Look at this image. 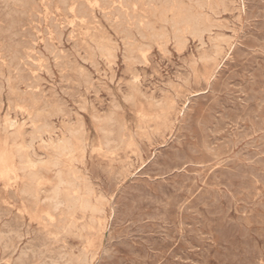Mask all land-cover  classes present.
Returning a JSON list of instances; mask_svg holds the SVG:
<instances>
[{
    "label": "rangeland",
    "instance_id": "1",
    "mask_svg": "<svg viewBox=\"0 0 264 264\" xmlns=\"http://www.w3.org/2000/svg\"><path fill=\"white\" fill-rule=\"evenodd\" d=\"M18 1L0 0V264H264V0Z\"/></svg>",
    "mask_w": 264,
    "mask_h": 264
},
{
    "label": "bare ground",
    "instance_id": "2",
    "mask_svg": "<svg viewBox=\"0 0 264 264\" xmlns=\"http://www.w3.org/2000/svg\"><path fill=\"white\" fill-rule=\"evenodd\" d=\"M9 1H10V0H9ZM38 1H39V0H38ZM38 1H37V2H38ZM49 1H50V0H49ZM62 1H63V0H62ZM77 1H78V0H77ZM106 1H107V0H106ZM108 1H109V0H108ZM115 1H116V0H115ZM136 1H137V0H136ZM136 1H134V2H136ZM145 1H146V0H145ZM163 1H164V0H163ZM167 1H169V0H167ZM172 1H173V0H172ZM222 1H223V0H222ZM234 1H235V0H234ZM243 1H244V0H243ZM245 1H246V0H245ZM1 2H2V1H1ZM17 2H19V1L17 0ZM30 2L33 3L34 1L30 0ZM78 2H79V1H78ZM81 2H82V1H81ZM81 2H80V3H81ZM84 2H85V1H84ZM110 2H111V1H110ZM112 2H113V0H112ZM112 2H111V3H112ZM117 2H118V0H117ZM119 2L121 3V1H119ZM138 2H139V1H138ZM138 2H137V3H138ZM153 2H154V1H153ZM182 2H184V0H183ZM212 2H213V1H212ZM247 2H248V1H247ZM45 3H46V2H45ZM55 3H56V2H55ZM67 3H68V2H67ZM113 3H115V2H113ZM126 3H127V2H126ZM137 3H135V4H137ZM170 3H171V2H170ZM201 3H202V2H201ZM205 3H206V2H205ZM215 3H216V2H215ZM231 3H232V2H231ZM7 4H8V3H7ZM20 4H21V3H20ZM26 4H27V3H26ZM37 4H38V3H37ZM62 4H63V3H62ZM70 4H71V3H70ZM82 4H83V2H82ZM115 4H116V3H115ZM115 4H114V5H115ZM145 4H147V1H146ZM155 4H156V2H155ZM161 4H162V3H161ZM198 4H199V3H198ZM198 4H197V5H198ZM207 4H208V1H207ZM222 4H223V2H222ZM222 4H221V5H222ZM236 4H237V3H236ZM23 5L25 6V4H23ZM56 5H57V4H56ZM59 5H60V3H59ZM63 5H65V4H63ZM125 5H127V4H125ZM129 5H130V4H129ZM129 5H127V6H129ZM170 5H171V4H170ZM172 5H174L173 2H172ZM177 5H178V4H177ZM180 5H181V4H180ZM214 5H215V4H214ZM229 5H230V4H229ZM8 6H9V5H8ZM33 6H34V5H33ZM42 6H43V5H42ZM46 6H48V5H46ZM52 6H53V5H52ZM52 6H51V8H52ZM75 6H77V5H75ZM88 6H91V5H88ZM88 6H87V7H88ZM93 6H94V5H93ZM102 6L104 7V5H102ZM111 6H112V5H111ZM136 6H137V5H136ZM158 6H159V5H158ZM166 6H168V5H166ZM178 6H179V5H178ZM189 6H190V5H189ZM202 6H203V5H202ZM215 6H216V5H215ZM223 6H224V5H223ZM233 6H234V5H233ZM233 6H231V7H233ZM0 7H1V6H0ZM3 7H4V6H2L1 8L3 9ZM16 7H17V6H16ZM38 7H39V6H37V8H38ZM58 7H59V6H58ZM61 7H62V6H61ZM61 7H59V8H61ZM77 7H78V6H77ZM81 7L83 8L84 6H81ZM103 7H102V8H103ZM129 7H130V6H129ZM134 7H135V6H134ZM147 7H148V6H147ZM151 7H152V6H151ZM151 7H149V8H151ZM162 7H163V6H162ZM169 7H170V6H169ZM183 7H184V6H183ZM183 7H182V8H183ZM199 7H200V6H199ZM207 7H208V6H207ZM213 7H214V6H213ZM228 7H229V6H228ZM243 7H244V6H243ZM20 8H21V6H20ZM29 8H30V7H29ZM34 8H35V6H34ZM44 8H45V7H44ZM56 8H57V7H56ZM70 8H71V7H70ZM84 8H86V7H84ZM89 8H90V7H89ZM99 8H100V7H99ZM111 8H112V7H111ZM120 8H121V7H120ZM126 8H128V7H126ZM130 8H131V7H130ZM145 8H146V7H145ZM164 8H165V7H164ZM180 8H181V6H180ZM185 8H186V7H185ZM188 8H189V7H188ZM210 8H211V7H210ZM218 8H219V6H218ZM66 9H67V8H65V10H66ZM113 9H114V8H113ZM113 9H111V10H113ZM170 9H171V8H170ZM172 9H173V8H172ZM190 9H191V8H190ZM208 9H209V8H208ZM223 9H224V8H222V10H223ZM233 9H234V8H231V10H233ZM13 10H14V9H13ZM16 10H17V9H16ZM22 10H23V9H22ZM26 10H27V8H26ZM32 10H33V9H32ZM37 10H38V9H37ZM39 10H41V9H39ZM39 10H38V11H39ZM45 10H46V9H45ZM53 10H54V8H53ZM57 10H58V9H57ZM63 10H64V9H63ZM65 10H64V11H65ZM77 10H78V8H77ZM84 10H85V9H84ZM105 10H107V9H105ZM148 10H149V9H148ZM245 10H246V9H245ZM7 11H8V10H7ZM11 11H12V10H11ZM19 11H20V10H19ZM122 11H123V10H122ZM126 11H127V10H126ZM131 11H132V10H131ZM150 11H151V10H150ZM156 11H157V10H156ZM184 11H185V10H184ZM5 12H6V11H5ZM16 12H17V11H16ZM29 12H30V11H29ZM60 12H61V11H60ZM83 12H84V11H83ZM92 12H93V11H92ZM123 12H124V11H123ZM134 12H135V11H134ZM162 12H163V11H162ZM191 12H192V11H191ZM212 12H213V11H212ZM217 12H218V11H217ZM219 12H220V11H219ZM226 12H227V10H226ZM233 12H234V11H233ZM14 13H15V10H14ZM17 13H18V12H17ZM19 13H20V12H19ZM33 13H34V12H33ZM33 13H32V14H33ZM35 13H36V10H35ZM41 13H42V12H41ZM84 13H85V12H84ZM93 13H94V12H93ZM98 13H99V12H98ZM101 13H103V12L101 11ZM137 13H139V12L137 11ZM200 13H201V12H199V15H198V16H200ZM223 13H225V12H223ZM6 14H7V12H6ZM22 14H23V13H22ZM26 14H27V13H25L24 15H26ZM32 14H30V15H32ZM42 14H43V13H42ZM51 14H52V13H51ZM57 14H58V13H57ZM62 14H65V13H62ZM76 14H77V13H76ZM78 14H80V13H78ZM124 14H125V13H124ZM124 14H122V15H124ZM207 14H208V13H207ZM0 15H1V14H0ZM16 15H17V14H16ZM44 15H45V14H44ZM93 15H94V14H93ZM93 15H92V16H93ZM95 15H96V14H95ZM129 15H131V14H129ZM137 15H138V14H137ZM176 15H177V14H176ZM19 16H20V15H19ZM34 16H35V15H34ZM52 16H53V15H52ZM54 16H55V15H54ZM63 16H64V15H63ZM77 16H78V15H77ZM96 16H97V15H96ZM106 16H108V15H106ZM115 16H116V15H115ZM126 16H127V15H126ZM135 16H136V15H135ZM140 16H141V14H140ZM190 16H191V15H190ZM206 16H207V15H206ZM8 17H9V16H8ZM8 17H6V19H7ZM10 17H11V16H10ZM13 17H14V16H13ZM13 17H12V19H14L16 16H15L14 18H13ZM20 17H22V16H20ZM26 17H27V16H26ZM40 17H41V15H40ZM57 17H58V16H57ZM83 17H84V16H83ZM86 17H87V16H86ZM117 17H118V16H117ZM138 17H139V16H138ZM141 17H142V16H141ZM153 17H154V15H153ZM187 17H188V16H187ZM0 18H1V16H0ZM4 18H5V17H4ZM33 18H34V17H33ZM35 18H37V17L35 16ZM38 18H39V17H38ZM63 18H64V17H63ZM63 18H62V19H63ZM76 18H78V17H76ZM95 18H96V17H95ZM105 18H106V17H105ZM134 18H135V17H134ZM191 18H192V17H191ZM193 18H194V17H193ZM211 18H212V16H211ZM238 18H239V16H238ZM15 19H16V18H15ZM19 19H20V18H19ZM30 19H32V18H30ZM41 19H42V18H41ZM43 19H45V18H43ZM53 19H54V17H53ZM53 19H52V18L50 19V17H49V20H50V21L53 20ZM60 19H61V18H60ZM79 19H80V18H79ZM81 19H82V17H81ZM86 19H87V18H86ZM97 19H98V18H97ZM106 19H107V18H106ZM123 19H124V17H123ZM164 19H165V18H164ZM201 19H202V18H201ZM212 19H213V18H212ZM7 20H8V19H7ZM21 20H22V18H21ZM37 20H38V19H37ZM64 20H65V19H64ZM68 20H69V19H68ZM90 20H91V18H90ZM144 20H145V19H144ZM170 20H171V19H170ZM181 20H182V19H181ZM214 20H215V19H214ZM8 21H9V20H8ZM13 21H14V20H13ZM16 21H17V20H16ZM35 21H36V20H35ZM62 21H63V20H62ZM80 21H81V20H80ZM91 21H92V20H91ZM121 21H122V20H121ZM145 21H146V20H145ZM145 21H144V22H145ZM202 21H203V20H202ZM202 21H201V22H202ZM212 21H213V20H212ZM10 22H11V21H10ZM14 22H15V21H14ZM29 22H31V21H29ZM42 22H43V21L41 20L40 23H42ZM55 22H57V21L55 20ZM63 22H64V21H63ZM66 22H67V21H66ZM69 22H70V21H69ZM69 22H68V24H69ZM74 22H75V21H74ZM112 22H113V20H112ZM123 22H124V21H123ZM139 22H140V21H139ZM171 22H172V21H171ZM193 22H194V21H193ZM207 22H208V21H207ZM231 22H232V21H231ZM26 23H27V22H26ZM37 23H38V22H37ZM44 23H46V22H44ZM60 23H61V22H60ZM95 23H96V22H95ZM133 23H134V22H133ZM145 23H146V22H145ZM148 23H149V22H148ZM211 23H212V22H211ZM239 23H240V22H239ZM5 24H7V23H5ZM12 24H13V23H12ZM17 24H18V23H17ZM20 24H21V23H20ZM20 24H18V25L21 27ZM27 24H28V23H27ZM42 24H43V23H42ZM53 24H54V23H53ZM53 24H52V25H53ZM97 24H98V23H97ZM143 24H144V23H143ZM174 24H175V23H174ZM197 24H198V23H197ZM209 24H210V23H209ZM8 25H10V24H8ZM8 25H7V26H8ZM15 25H16V24H15ZM61 25H62V24H61ZM117 25H118V24H117ZM210 25H211V24H210ZM220 25H221V23H220ZM245 25H246V24H245ZM2 26H3V25H2ZM37 26H38V25H37ZM45 26H46V25H45ZM54 26H55V24H54ZM206 26H207V25H206ZM212 26H213V25H212ZM236 26H238V25H236ZM28 27H29V26H28ZM46 27H47V26H46ZM55 27H56V26H55ZM119 27H120V26H119ZM8 28H9V27H8ZM10 28H11V27H10ZM15 28H16V27H15ZM29 28H30V27H29ZM36 28H37V27H36ZM43 28H44V25H43ZM63 28H64V26H63ZM123 28H124V26H123ZM148 28H149V27H148ZM196 28H197V27H196ZM211 28H212V27H211ZM51 29H52V28H51ZM53 29H55V28H53ZM56 29H57V28H56ZM61 29H62V27H61ZM75 29H76V28H75ZM197 29H198V28H197ZM229 29H230V28H229ZM7 30H8V29H7ZM7 30H6V31H7ZM9 30H10V29H9ZM27 30H29V29H27ZM37 30H38V28H37ZM41 30H42V29H41ZM41 30H40V31H41ZM71 30H72V29H71ZM113 30H115V29H113ZM129 30H130V29H129ZM235 30H236V29H235ZM244 30H245V29H244ZM2 31H3V30H2ZM14 31H15V30H14ZM20 31H21V30H20ZM23 31H24V30H23ZM32 31H33V30H32ZM32 31H30V33H32ZM60 31H61V30L59 29V32H60ZM135 31H136V30H135ZM203 31H204V30H203ZM233 31H234V30H233ZM4 32H5V31H4ZM8 32H9V31H8ZM21 32H22V31H21ZM25 32H26V30H25ZM57 32H58V31H57ZM57 32H56V33H57ZM75 32H78V31L76 30ZM6 33H7V32H6ZM6 33H5V34H6ZM11 33H12V32H11ZM39 33H40V32H39ZM54 33H55V32H54ZM129 33H130V32H129ZM15 34H16V33H15ZM25 34H26V33H25ZM50 34H51V33H50ZM59 34L63 35L64 32L59 33ZM93 34H94V32H93ZM2 35H3V32H2ZM6 35H7V34H6ZM11 35H12V34H11ZM11 35H9V36H11ZM27 35H28V34H27ZM29 35H30V34H29ZM33 35H34V34H33ZM68 35H69V34H68ZM78 35H79V34H78ZM99 35H100V34H99ZM165 35H166V34H165ZM242 35H243V34H242ZM12 36H13V35H12ZM17 36H18V35H17ZM20 36H22V35L20 34ZM23 36H24V35H23ZM47 36H48V35H47ZM59 36H60V35H59ZM79 36H80V35H79ZM102 36H103V35H102ZM126 36H127V35H126ZM14 37H15V36H14ZM34 37H35V35H34ZM123 37H125V36H123ZM140 37H141V36H140ZM15 38H16V37H15ZM15 38H14V39H15ZM23 38H24V37H23ZM40 38H41V37H40ZM58 38H59V37H58ZM60 38H61V36H60ZM68 38H69V37H68ZM219 38H220V37H219ZM223 38H224V37H223ZM232 38H233V37H232ZM9 39H11V38L9 37ZM20 39H21V38H20ZM29 39H30V38H29ZM34 39H36V38H34ZM61 39H62V38H61ZM133 39H134V38H133ZM167 39H168V38H167ZM221 39H222V38H221ZM225 39H226V38H225ZM1 40H2V39H1ZM5 40H6V39H5ZM12 40H13V39H12ZM30 40H33V39H30ZM41 40H42V39H41ZM45 40H46V37H45L44 41H45ZM66 40H67V39H66ZM77 40H79V39H77ZM77 40L75 41V43L77 42ZM9 41H10V40H9ZM19 41H21V40H19ZM60 41H61V40H60ZM129 41H130V39H129ZM228 41H230V40H228ZM4 42H5V41H4ZM4 42H3V43H4ZM6 42H7V41H6ZM17 42H18V41H17ZM21 42H22V41H21ZM30 42H31V41H30ZM50 42H51V41H50ZM66 42H67V41H66ZM236 42H237V41H236ZM8 43H9L8 45L11 44L10 42H8ZM34 43H35V41H34ZM57 43H58V42H57ZM79 43H81V41H79ZM162 43H164V42H162ZM6 44H7V43H6ZM16 44H17V43H16ZM19 44H20V43H19ZM22 44H23V43H22ZM28 44H29V43H28ZM77 44H78V43H77ZM84 44H85V43H84ZM86 44H87V43H86ZM173 44H174V43H173ZM227 44H228V43H227ZM240 44H241V43H240ZM12 45L15 46L14 44H12ZM35 45H36V44H34V47H35ZM233 45H234V44H233ZM24 46H25V45H24ZM30 46H31V45H30ZM48 46H49V45H48ZM53 46H54V45H53ZM81 46H82V45H81ZM122 46H123V45H122ZM128 46H129V45H128ZM172 46H173V45H172ZM216 46H217V45H216ZM256 46H258V45H256ZM17 47H18V46H17ZM19 47H20V46H19ZM28 47H29V45L27 46V48H28ZM44 47H45V46H44ZM44 47H43V48H44ZM76 47L79 48L80 46L77 45ZM87 47H88V46H87ZM179 47H181V46H179ZM11 48H12V47H11ZM32 48H33V47H32ZM82 48H83V47H82ZM90 48H91V47H90ZM176 48H177V46H176ZM5 49H6V47H5ZM18 49H19V48H18ZM22 49H23V48H22ZM24 49H25V48H24ZM29 49H30V48H29ZM45 49H46V48H45ZM61 49H62V48H61ZM174 49H175V48H174ZM233 49H234V48H233ZM0 50H1V49H0ZM2 50H3V49H2ZM13 50H14V49H13ZM27 50H28V49H27ZM32 50H33V49H32ZM58 50H59V49H58ZM58 50H57V51H58ZM63 50H65V49H63ZM178 50H179V49H178ZM7 51H8V50H7ZM24 51H25V50H24ZM29 51H30V50H29ZM46 51H47V50H46ZM53 51L55 52L54 49H53ZM179 51H180V50H179ZM17 52H18V50H17ZM19 52H20V51H19ZM27 52H28V51H27ZM51 52H52V51H51ZM76 52H77V51H76ZM84 52H85V51H84ZM84 52H83V53H84ZM140 52H141V51H140ZM164 52H165V51H164ZM20 53H21V52H20ZM28 53H29V52H28ZM41 53H42V52H41ZM67 53H68V52H67ZM107 53L110 54L111 52H110V53L107 52ZM0 54H1V53H0ZM12 54H13V53H12ZM29 54H30V53H29ZM62 54H63V53H62ZM65 54H66V53H65ZM65 54H64V56H65ZM99 54H100V53H99ZM105 54H106V53H105ZM126 54H127V53H126ZM139 54H140V53H139ZM164 54H165V53H164ZM214 54H215V53H214ZM16 55H18V54H16ZM30 55H31V54H30ZM36 55H37V54H36ZM40 55H41V54H40ZM42 55H43V53H42ZM44 55H45V54H44ZM48 55H49V54H48ZM112 55H113V54H112ZM131 55H133V54H131ZM3 56H4V55H3ZM10 56H11V55H10ZM33 56H34V53H33ZM38 56H39V55H38ZM54 56H56V55H54ZM57 56H58V54H57ZM62 56H63V55H62ZM71 56H72V55H71ZM81 56H82V55H81ZM81 56H80V57H81ZM110 56H111V55H109V57H110ZM121 56H122V55H121ZM1 57H2V55H1ZM5 57H6V56H5ZM44 57H46V56H44ZM59 57L61 58V56H59ZM59 57H57V58H59ZM66 57H67V55H66ZM78 57H79V56H78ZM80 57H79V58H80ZM141 57H142V55H141ZM11 58H12V57H11ZM28 58H30V57H28ZM32 58H33V57H32ZM32 58H31V59H32ZM47 58H48V57H47ZM69 58H70V57H69ZM81 58H82V57H81ZM81 58H80V59H81ZM85 58H86V56H85ZM91 58H93V57H91ZM104 58H105V57H104ZM183 58H184V57H183ZM5 59H6V58H5ZM5 59H4V60H5ZM9 59H10V58H9ZM20 59H21V58H20ZM31 59H30V60H31ZM43 59H44V58H43ZM51 59H52V58H51ZM126 59H127V58H126ZM126 59H125V60H126ZM134 59H136V58H134ZM134 59H133V60H134ZM143 59H144V57H143ZM207 59H208V57H207ZM13 60H14V59H13ZM16 60H17V59H16ZM30 60H28V61H30ZM34 60H35V59H34ZM34 60H33V61H34ZM36 60H37V59H36ZM66 60H67V59H66ZM84 60H85V59H84ZM95 60H96V59H95ZM106 60H107V59H106ZM158 60H159V59H158ZM229 60H230V59H229ZM59 61H60V60H59ZM59 61H58V62H59ZM89 61H90V60H89ZM91 61H92V59H91ZM91 61H90V62H91ZM96 61H97V60H96ZM96 61H95V62H96ZM195 61H196V60H195ZM226 61H227V60H226ZM237 61H238V60H237ZM259 61H260V60H259ZM6 62H7V61H6ZM8 62H10V61H8ZM14 62H15V61H14ZM14 62H13V63H14ZM23 62H24V61H23ZM23 62H22V63H23ZM34 62H35V61H34ZM37 62H38V61H37ZM40 62H41V61H40ZM45 62H46V61H45ZM47 62H48V61H47ZM61 62H62V61H61ZM67 62H69V61H67ZM84 62H85V61H84ZM93 62H94V61H93ZM93 62H91V65L93 64ZM97 62H98V61H97ZM223 62H224V61H223ZM234 62H235V61H234ZM1 63H2V61H1ZM22 63H21V64H22ZM31 63H32V62H31ZM43 63H44V62H42V64H43ZM55 63H56V62H55ZM98 63H99V62H98ZM123 63H124V61H123ZM125 63H126V62H125ZM184 63H185V62H184ZM197 63H198V62H197ZM263 63H264V62H263ZM14 64H15V63H14ZM34 64H35V63H34ZM34 64H33V65H34ZM58 64L60 65L61 63L59 62ZM67 64H68V63H67ZM72 64H73V62H72ZM139 64H140V63H139ZM194 64L196 65L195 62H194ZM246 64H247V63H246ZM3 65H4V64H3ZM17 65H19V64H17ZM35 65H36V64H35ZM44 65H45V64H43V66H44ZM70 65H71V63H70ZM73 65L75 66V64H73ZM97 65H98V64H97ZM133 65H134V64H133ZM8 66L10 67L11 65H9V63H8ZM27 66H28V65H27ZM31 66H32V65H31ZM37 66H38V64H37ZM45 66H46V65H45ZM60 66H61V65H60ZM223 66H224V65H223ZM227 66H228V65H227ZM231 66H232V65H231ZM239 66H240V65H239ZM247 66H248V65H247ZM28 67H29V66H28ZM28 67H27V68H28ZM33 67H34V66H33ZM38 67H39V66H38ZM48 67H49V66H48ZM56 67H57V66H56ZM62 67H63V64H62ZM67 67H68V66H67ZM95 67H96V66H95ZM97 67H98V66H97ZM181 67H182V66H181ZM189 67H190V66H189ZM195 67H196V66H195ZM232 67H234V66H232ZM232 67H231V68H232ZM0 68H1V67H0ZM20 68H21V67H18L19 70H20ZM63 68H64V67H63ZM75 68H76V67H75ZM84 68H85V67H84ZM84 68H83V69H84ZM124 68H125V66H124ZM126 68H127V67H126ZM130 68H131V67H130ZM18 69H17V70H18ZM34 69H36V68H34ZM41 69H42V68H41ZM45 69H46V68H45ZM50 69H51V68H50ZM52 69H53V68H52ZM54 69H55V68H54ZM59 69H60V68H59ZM61 69H62V68H61ZM68 69H69V68H68ZM71 69H72V68H71ZM71 69H70V70H71ZM83 69H82V70H83ZM88 69H89V68H88ZM91 69H92V67H91ZM93 69H94V68H93ZM133 69H134V68H133ZM133 69H132V71H133ZM177 69H178V68H177ZM222 69H223V68H222ZM233 69H234V68H233ZM7 70H8V68H7ZM48 70H49V69H48ZM129 70H130V69H128V71H129ZM137 70H138V69H137ZM20 71H21V70H20ZM25 71H26V70H25ZM37 71H38V69H37ZM76 71H77V70H76ZM80 71H81V70H80ZM85 71H86V70H85ZM99 71L102 72L101 69H100ZM121 71H122V70H121ZM128 71H127V72H128ZM130 71H131V70H130ZM132 71H131V73H132ZM180 71H181V70H180ZM236 71H237V70H236ZM261 71H262V70H261ZM40 72H41V71H40ZM46 72H47V70H46ZM82 72H83V71H82ZM90 72H91V71H90ZM96 72H97V71H96ZM138 72H139V71H138ZM138 72H137V73H138ZM256 72H257V71H256ZM8 73H9V72H8ZM10 73H11V71H10ZM10 73H9V74H10ZM12 73H13V72H12ZM58 73L60 74V71H59ZM88 73H89V72H88ZM220 73H221V72H220ZM220 73H219V74H220ZM9 74H8V75H9ZM21 74H22V71H21ZM21 74H19V75H21ZM23 74H24V73H23ZM27 74H28V73H27ZM27 74H26V75H27ZM47 74H48V73H47ZM49 74H50V73H49ZM62 74H65V73H62ZM66 74H67V72H66ZM66 74H65V75H66ZM68 74H69V73H68ZM86 74H87V72H86ZM90 74H91V73H90ZM133 74H134V73H133ZM142 74H143V72H142ZM187 74H188V73H187ZM219 74H218V75H219ZM224 74H225V73H224ZM250 74H251V73H250ZM260 74H261V73H260ZM17 75H18V74H17ZM51 75H52V74H51ZM74 75H75V74H74ZM74 75H73V78H74ZM88 75H89V74H88ZM105 75H106V74H105ZM216 75H217V74H216ZM226 75H227V74H226ZM240 75H241V74H240ZM244 75H245V74H244ZM21 76H22V75H21ZM39 76H40V75H39ZM52 76H53V75H52ZM52 76H51V77H52ZM70 76H71V75H70ZM142 76H143V75H142ZM223 76H224V75H223ZM1 77H2V76H1ZM17 77H18V76H17ZM22 77H23V76H22ZM25 77H26V76H25ZM31 77H32V75H31ZM37 77H38V76H37ZM61 77H62V76H61ZM86 77H88V76L85 75V78H86ZM132 77H133V75H132ZM138 77H139V76H138ZM140 77H141V76H140ZM246 77H248V76H246ZM3 78H4V77H3ZM18 78H19V77H18ZM32 78H33V77H32ZM76 78H77V76H76ZM130 78H131V77H130ZM133 78H134V77H133ZM251 78H252V77H251ZM256 78H259L258 75H257ZM19 79H21V77H20ZM39 79H40V78H39ZM42 79H43V78H42ZM42 79H41L40 81H42ZM60 79H61V78H60ZM62 79H63V78H62ZM70 79H71V78H70ZM87 79H88V78H87ZM87 79H86V80L84 79V80H85V81H88ZM97 79H98V78H97ZM135 79H136V78H135ZM160 79L162 80L161 77H160ZM216 79H217V78H216ZM225 79H226V78H225ZM241 79H242V78H241ZM243 79H244V78H243ZM260 79H261V78H260ZM5 80H8V79H5ZM10 80H11V79H10ZM30 80H32V79H30ZM33 80H34V79H33ZM35 80H36V79H35ZM43 80H45V79H43ZM91 80H93V78H92ZM98 80H99V79H98ZM136 80H137V79H136ZM223 80H224V79H223ZM255 80H256V79H255ZM21 81H22V79H21ZM79 81H80V80H79ZM93 81H94V80H93ZM210 81H211V80H210ZM221 81H222V80H221ZM14 82H15V81H14ZM19 82H20V81H19ZM23 82H24V81H23ZM23 82H22V83H23ZM32 82H33V81H32ZM62 82H63V81H62ZM91 82H92V81H91ZM140 82H141V81H140ZM213 82H215V81L213 80ZM238 82H239V81H238ZM240 82H241V81H240ZM26 83H28V82H26ZM29 83H30V82H29ZM34 83H35V82H34ZM40 83H41V82H40ZM65 83H66V82H65ZM80 83H81V82H80ZM84 83H85V82H84ZM183 83H188V81H187V82H183ZM217 83H218V82H217ZM220 83H221V82H220ZM241 83H243V82H241ZM16 84H17V83H16ZM32 84H33V83H32ZM32 84H31V86L29 85L30 88H32ZM52 84H53V83H52ZM162 84H163V83H162ZM168 84H170V83H168ZM193 84H194V83H193ZM204 84H205V83H204ZM230 84H231V83H230ZM234 84H235V83H234ZM247 84H248V83H247ZM13 85H15V84L13 83ZM13 85H12V86H13ZM24 85H25V84H24ZM35 85H36V83H35ZM35 85H34V86H35ZM60 85H61V84H60ZM163 85H164V84H163ZM184 85H185V84H184ZM188 85H189V84H188ZM221 85H222V84H221ZM249 85H250V84H249ZM259 85H260V84H259ZM12 86H11V87H12ZM15 86H16V85H15ZM17 86H18V85H17ZM26 86H28V85H26ZM34 86H33V87H34ZM86 86H88V85H86ZM167 86H169V85H167ZM210 86H211V85H210ZM233 86H234V85H233ZM237 86H238V85H237ZM241 86H242V85H241ZM244 86H245V85H244ZM247 86H248V85H247ZM29 87H28V88H29ZM42 87H43V86H42ZM42 87H41V88H42ZM69 87H70V86H69ZM80 87H82V86H80ZM98 87H99V86H98ZM98 87H97V88H98ZM220 87H221V86H220ZM230 87H231V85H230ZM234 87H235V86H234ZM256 87H257V86H256ZM34 88L36 89V87H34ZM38 88H39V87H38ZM70 88H71V87H70ZM84 88H85V85H84ZM95 88H96V86L94 87V89H95ZM202 88H203V87H202ZM9 89H10V84H9ZM16 89H18V88L16 87ZM32 89H33V88H32ZM75 89H76V88H75ZM90 89H91V88H90ZM218 89H219V87H218ZM237 89H238V88H237ZM3 90H4V89H3ZM11 90H12V89H11ZM11 90H10V91H11ZM30 90H31V89H30ZM40 90H41V89H40ZM42 90H43V89H42ZM60 90H61V89H60ZM62 90H63V89H62ZM76 90H77V89H76ZM78 90H79V89H78ZM204 90H205V89H204ZM204 90H203V91H204ZM235 90H236V89H235ZM235 90H234V91H235ZM247 90H248V89H247ZM0 91H2V90L0 89ZM16 91H17V90H16ZM21 91H22V90H21ZM21 91H20V92H21ZM34 91H35V90H34ZM37 91H38V89H37ZM93 91H95V90H93ZM99 91H100V90H99ZM244 91H245V90H244ZM258 91H259V90H258ZM60 92H61V91H60ZM77 92H78V91H77ZM87 92H88V91H87ZM8 93H9V92H8ZM35 93H36V91H35ZM78 93H79V92H78ZM80 93H81V92H80ZM233 93H234V92H233ZM238 93H239V92H238ZM238 93H237V94H238ZM5 94H6V93H5ZM11 94H12V93H11ZM41 94H42V91H41ZM64 94H65V92H64ZM67 94H68V92H67ZM70 94H72V93H70ZM81 94H82V93H81ZM132 94H133V93H132ZM204 94H205V93H204ZM219 94H220V93H219ZM234 94H236V93H234ZM16 95H18V94H16ZM35 95H36V94H35ZM73 95H74V94H73ZM76 95H77V94H76ZM191 95H192V94H191ZM209 95H210V94H209ZM28 96H29V94H28ZM38 96H39V93H38ZM43 96H44V95H43ZM74 96H75V95H74ZM74 96H73V97H74ZM80 96H83V95H80ZM181 96H182V94H181ZM241 96H242V95H241ZM258 96H259V95H258ZM7 97H8V96H7ZM12 97H14V96H12ZM41 97H42V96H41ZM47 97H48V96H47ZM176 97H177V96H176ZM186 97H187V96H186ZM243 97H244V96H243ZM20 98H21V97H20ZM37 98H39V97H37ZM62 98H63V97H62ZM71 98H72V97H71ZM130 98H131V97H130ZM192 98H193V97H192ZM236 98H237V97H236ZM1 99H2V98H1ZM1 99H0V100H1ZM6 99H7V98H6ZM12 99H13V98H12ZM28 99H29V98H28ZM39 99H40V98H39ZM93 99H94V98H93ZM200 99H201V98H200ZM208 99H209V98H208ZM212 99H213V98H212ZM30 100H31V99H30ZM40 100H42V99H40ZM48 100H49V99H48ZM58 100H59V99H58ZM62 100H63V99H62ZM65 100H66V99H65ZM190 100H191V99H190ZM210 100H211V98H210ZM221 100H223V99H221ZM229 100H230V99H229ZM237 100H238V99H237ZM243 100H244V99H243ZM8 101H10V99H9ZM44 101H45V100H44ZM167 101H169V100H167ZM185 101H186V100H185ZM188 101H189V100H188ZM230 101H231V100H230ZM2 102H3V101H2ZM24 102H25V101H24ZM65 102H66V101H65ZM127 102H128V101H127ZM181 102H182V101H181ZM209 102H210V101H209ZM209 102H208V103H209ZM212 102H213V101H212ZM222 102H224V101H222ZM232 102H233V100H232ZM239 102H240V101H239ZM10 103H13V102L11 101ZM185 103H186V102H185ZM219 103H220V102H219ZM19 104H20V103H19ZM65 104H67V103H65ZM229 104H230V103H229ZM243 104H244V103H243ZM98 105H99V104H98ZM197 105H198V104H197ZM254 105H255V104H254ZM170 106H171V105H170ZM184 106H185V105H184ZM187 106H188V105H187ZM12 107H13V106H12ZM29 107H30V105H29ZM45 107H47V106H45ZM69 107H70V106H69ZM162 107H163V106H162ZM257 107H258V106H257ZM41 108H44V107H41ZM70 108H71V107H70ZM187 108H188V107H187ZM253 108H254V107H253ZM44 109H46V108H44ZM207 109H208V108H207ZM231 109H232V108H231ZM13 110H14V109H13ZM41 110H42V109H41ZM68 110H69V108H68ZM84 110H85V109H84ZM184 110H185V109H184ZM245 110H246V109H245ZM250 110H251V109H250ZM11 111H12V108H11V110L8 111V112L10 113ZM15 111H16V110H14V112H15ZM44 111H45V110H44ZM178 111H179V110H178ZM186 111H187V110H186ZM263 111H264V110H263ZM45 112H46V111H45ZM202 112H203V111H202ZM215 112H216V111H215ZM218 112L220 113V111H218ZM230 112H232V111H230ZM70 113H71V112H70ZM183 113H184V112H183ZM240 113H241V112H240ZM262 113H263V112H262ZM192 114H193V113H192ZM192 114H191V115H192ZM233 114H235V113H233ZM245 114H246V113H245ZM258 114H259V111H258ZM64 115H66V114H64ZM68 115H69V114H68ZM184 115H185V114H184ZM191 115H190V116H191ZM230 115H231V114H230ZM15 116H16V115H15ZM28 116H29V115H28ZM62 116H63V115H62ZM66 116H67V115H66ZM216 116H218V115H216ZM224 116H225V115H224ZM239 116H241V115H239ZM261 116H262V115H261ZM71 117H72V116H71ZM187 117H189V116H187ZM187 117H186V118H187ZM208 117H209V116H208ZM230 117H231V116H230ZM235 117H236V115H235ZM223 118H224V117H223ZM233 118H234V117H233ZM233 118H231V119H233ZM178 119H179V118H178ZM224 119H225V118H224ZM234 119H235V118H234ZM61 120H62V119H61ZM71 120H72V119H71ZM176 120H177V119H176ZM181 120H182V119H181ZM208 120H209V119H208ZM213 120H214V119H213ZM218 120H219V119H218ZM68 121H69V120H68ZM206 121H207V120H206ZM226 121H227V119H226ZM240 121H241V120H240ZM176 122H177V121H176ZM195 122H196V120H195ZM214 122H215V121H214ZM218 122H221V120L218 121ZM222 122H223V121H222ZM257 122H259V121H257ZM212 123H213V122H212ZM212 123H211V124H212ZM225 123H228V122H225ZM32 124H33V123H32ZM230 124H231V123H230ZM214 125H215V124H214ZM209 127H210V126H209ZM213 127H214V126H213ZM217 127H218V126H217ZM220 127H221V126H220ZM226 127H227V126H226ZM246 127H248V126H246ZM254 127H255V126H254ZM215 128H216V127H215ZM239 128H240V127H239ZM194 129H195V128H194ZM197 129H198V128H197ZM33 130H34V129H33ZM179 130H180V129H179ZM216 130H217V129H216ZM180 131H181V130H180ZM33 132H34V131H33ZM46 132H47V131H46ZM150 132H152L151 129H150ZM199 132H200V131H199ZM262 132H263V131H262ZM178 133H179V132H178ZM184 133H186V132H184ZM121 134H122V132H121ZM149 134H150V133H149ZM208 134H209V133H208ZM215 134H216V133H215ZM219 134H220V133H219ZM15 136H16V135H15ZM123 136H124V135H123ZM123 136H122V137H123ZM173 136H174V135H173ZM185 136H186V135H185ZM211 136H212V135H211ZM223 136H224V135H223ZM13 137H14V135H13ZM166 137H167V136H166ZM200 137H201V136H200ZM200 137H199V139H201ZM215 137H218V136H215ZM220 137H221V136H220ZM15 138H17V137H15ZM123 138H124V137H123ZM154 138H155V137H154ZM159 138H160V137H159ZM212 138H213V137H212ZM19 139H20V138H19ZM214 139H215V138H214ZM250 139H251V138H250ZM16 140H17V139H16ZM201 140H202V139H201ZM13 141H14V140H13ZM120 141H121V140H120ZM163 141H164V140H163ZM202 141H203V140H202ZM218 141H220V140H218ZM233 141H234V140H233ZM121 142H122V141H121ZM157 142H158V141H157ZM169 142H170V141H169ZM216 142H217V141H216ZM220 142H221V141H220ZM257 142H258V141H257ZM207 143H208V142H207ZM209 143H210V142H209ZM29 144H30V143H29ZM120 144H121V143H120ZM161 144H162V143H161ZM167 144H168V143H167ZM167 144H166V145H167ZM169 144H170V143H169ZM174 144H175V143H174ZM181 144H182V143H181ZM152 145H153V144H152ZM188 145H189V144H188ZM192 145H193V144H192ZM200 145H201V144H200ZM202 145H203V143H202ZM210 145H211V144H210ZM213 145H215V144H213ZM117 146H118V145H117ZM153 146H154V145H153ZM234 146H235V145H234ZM150 147H151V146H150ZM181 147H182V146H181ZM197 147H198V145H197ZM197 147H196V148H197ZM214 147H215V146H214ZM71 148H72L71 144H69V142H68L67 140H65V139L62 140V141L59 143V146H58V150H59V153H60V154H61V153H62V154L71 153ZM229 148H230V147H229ZM235 148H236V147H235ZM166 149H167V148H166ZM166 149H165V151H166ZM142 150H143V149H142ZM179 150H180V149H179ZM202 150H203V149H202ZM255 150H256V149H255ZM144 151H145V150H144ZM161 151H162V150H161ZM175 151H176V150H175ZM210 151H211V150H210ZM224 151H225V150H224ZM146 152H147V151H146ZM182 152H183V151H182ZM236 152H237V151H236ZM184 153H185V152H184ZM234 153H235V152H234ZM153 154H154V153H153ZM175 154H176V153H175ZM201 154H202V153H201ZM229 154H230V153H229ZM205 155H206V154H205ZM218 155H219V154H218ZM233 155H234V154H233ZM24 156H25V155H24ZM171 156H172V155H171ZM174 156H175V155H174ZM146 157H147V156H146ZM188 157H189V156H188ZM196 157H197V156H196ZM205 157H206V156H205ZM229 157H230V156H229ZM240 157H241V156H240ZM242 157H243V156H242ZM39 158H40V157H39ZM216 158H218V157H216ZM234 158H235V156H234ZM165 159H166V158H165ZM207 159H208V158H207ZM236 159H237V158H236ZM242 159H243V158H242ZM208 160H209V159H208ZM5 161H6V159H3V162H5ZM235 161H236V160H235ZM120 162H121V161H120ZM159 162H160V161H159ZM236 162H237V161H236ZM236 162H235V163H236ZM243 162H245V161H243ZM29 163H30V168H31V169L33 168L32 171H34V174H36L37 171L34 170L35 167H36V164H34V163L30 162V161H29ZM121 163H122V162H121ZM167 163H168V162H167ZM124 164H125V163H124ZM194 164H195V163H194ZM199 164H200V163H199ZM209 164H210V163H209ZM239 164H240V163H239ZM163 165H164V164H163ZM192 165H193V164H192ZM195 165H196V164H195ZM127 166H128V165H127ZM219 166H220V165H219ZM97 167H98V166H97ZM100 167H101V165H100ZM189 167H190V166H189ZM199 167H200V166H199ZM208 167H209V166H208ZM213 167H214V166H213ZM220 167H221V166H220ZM224 167H225V166H224ZM232 167H233V166H232ZM206 168H207V167H206ZM214 168H215V167H214ZM226 168H227V167H226ZM89 169H90V168H89ZM97 169H99V168H97ZM138 169H139V168H138ZM178 169H179V168H178ZM197 169H198V168H197ZM18 170H20V169H18ZM92 170H93V169H92ZM134 170H135V169H134ZM194 170H195V169H194ZM209 170H210V168H209ZM218 170H219V169H218ZM232 170H233V169H232ZM234 170H235V169H234ZM97 171H98V170H97ZM97 171H95V172L97 173ZM104 171H105V170H104ZM261 171H262V168H261ZM101 172L103 173V171H101ZM118 172H119V171H118ZM93 173H94V172H93ZM198 173H199V172H198ZM201 173H202V172H201ZM223 173H224V172H223ZM180 174H181V173H180ZM191 174H192V173H191ZM204 174H205V173H204ZM214 174H215V172H214ZM218 174H220V173H218ZM218 174H217V175H218ZM105 175H106V174H105ZM124 175H125V174H124ZM165 176H166V175H165ZM180 176H181V175H180ZM202 176H203V175H202ZM218 176H219V175H218ZM97 177H98V176H97ZM118 177H119V176H118ZM140 177H141V176H140ZM155 177H156V175H155ZM2 178H3V177H2ZM101 178H102V177H101ZM108 178H109V177H107V179H108ZM208 178H209V177H208ZM142 179H143V178H142ZM166 179H167V178H166ZM181 179H182V178H181ZM219 179H220V178H219ZM152 180H153V179H152ZM167 180H168V179H167ZM177 180H178V178H177ZM195 180H196V179H195ZM119 181H120V180H119ZM148 181H150V180H148ZM156 181H157V180H156ZM175 181H176V180H175ZM180 181H182V180H180ZM184 181H185V180H184ZM200 181H201V180H200ZM210 181H211V180H210ZM253 181H254V180H253ZM101 182H102V180H101ZM106 182H108V181H106ZM109 182H110V181H109ZM113 182H114V181H113ZM168 182H169V181H168ZM201 182H203V181H201ZM221 182H222V181H221ZM236 182H237V181H236ZM103 183H104V182H103ZM146 183H147V182H146ZM173 183H174V182H173ZM193 183H194V182H193ZM211 183H212V182H211ZM238 183H239V182H238ZM238 183H237V184H238ZM256 183H257V182H256ZM69 184H71V183H69ZM133 184H134V183H133ZM149 184H150V183H149ZM165 184H166V183H165ZM175 184H177V183H175ZM195 184H196V183H195ZM197 184H198V183H197ZM205 184H206V183H205ZM103 185H104V184H103ZM110 185H111V184H110ZM166 185H167V184H166ZM170 185H171V184H170ZM191 185H192V184H191ZM249 185H250V184H249ZM249 185H248V186H249ZM254 185H255V184H254ZM23 186H24V185H23ZM108 186H109V185H108ZM111 186H112V185H111ZM135 186H136V185H135ZM155 186H156V185H155ZM171 186H172V185H171ZM173 186H174V185H173ZM175 186H176V185H175ZM180 186H181V185H180ZM211 186H213V185H211ZM217 186H218V185H217ZM235 186H236V185H235ZM262 186H263V185H262ZM104 187H107V186H104ZM176 187H177V186H176ZM196 187H197V186H196ZM149 188H150V187H149ZM169 188H170V187H169ZM221 188H222V186H221ZM138 189H139V188H138ZM140 189H141V188H140ZM157 189H158V188H156V190H157ZM194 189H195V187H194ZM207 189H208V188H207ZM212 189H213V188H212ZM214 189H215V188H214ZM216 189H217V188H216ZM218 189H219V188H218ZM218 189H217V190H218ZM256 189H257V187H256ZM20 190H21V189H20ZM108 190H109V189H108ZM115 190H116V189H115ZM141 190H142V189H141ZM174 190H175V189H174ZM174 190H172V191L174 192ZM179 190H180V189H179ZM182 190H183V189H182ZM202 190H204V189H202ZM208 190H209V189H208ZM225 190H226V189H225ZM11 191H12V190H11ZM109 191H110V190H109ZM112 191H113V190H112ZM119 191H120V190H119ZM131 191H132V190H131ZM131 191H130V192H131ZM135 191H136V190H135ZM151 191H152V190H151ZM153 191H154V190H153ZM177 191H178V190H177ZM184 191H185V190H184ZM187 191H188V190H187ZM190 191H191V190H190ZM206 191H207V190H206ZM137 192H138V191H137ZM211 192H212V191H211ZM245 192H246V191H245ZM245 192H243V196H244V193H245ZM13 193H14V192H13ZM56 193H57V192H56ZM122 193H123V192H122ZM168 193H170V192H168ZM185 193H186V192H185ZM191 193H194V192H191ZM191 193H189V194H191ZM223 193H224V192H223ZM228 193H229V191H228ZM256 193H257V192H256ZM14 194H15V193H14ZM124 194H125V193H124ZM134 194H135V193H134ZM134 194H133V196H134ZM152 194H153V193H152ZM163 194H164V193H163ZM165 194H166V193H165ZM178 194H179V192H178ZM189 194H187V195H189ZM208 194H209V193H208ZM210 194H211V193H210ZM214 194H215V193H214ZM260 194H261V193H260ZM20 195H21V194H20ZM155 195H156V194H155ZM159 195H160V194H159ZM166 195H167V194H166ZM181 195H182V194H181ZM181 195H180V196H181ZM235 195H239V194H235ZM9 196H10V195H9ZM127 196H128V195H127ZM133 196H132V197H133ZM135 196H137V195H135ZM170 196H171V194H170ZM176 196H177V195H176ZM176 196H175V197H176ZM178 196H179V195H178ZM243 196H242V197H243ZM245 196H246V195H245ZM250 196H251V195H250ZM10 197H11V196H10ZM122 197H123V196H122ZM129 197H131V196H129ZM148 197H149V196H148ZM189 197H190V196H189ZM253 197H254V196H253ZM125 198H126V196H125ZM125 198H124V199H125ZM133 198H134V197H133ZM177 198H179V197H177ZM198 198H199V197H197V199H198ZM204 198H205V197H204ZM229 198H231V197H229ZM238 198H239V197H238ZM244 198H245V197H244ZM257 198H258V197H257ZM117 199H118V198H117ZM120 199L122 200V198H120ZM124 199H123V200H124ZM135 199H136V198H135ZM155 199H156V198H155ZM160 199H161V198H160ZM162 199H163V198H162ZM167 199H170L169 196H168ZM167 199H166V200H167ZM212 199H213V198H212ZM215 199H216V198H215ZM246 199H247V198H246ZM121 200H120V201H121ZM163 200H164V199H163ZM181 200H182V199H181ZM181 200H180V201H181ZM187 200H188V199H187ZM207 200H208V199H207ZM252 200H253V199H252ZM263 200H264V199H263ZM16 201H17V199H16ZM114 201H115V200H114ZM127 201L130 202V200H127ZM171 201H172V198H171ZM185 201H186V199H185ZM213 201H214V200H213ZM259 201H260V200H259ZM117 202H118V201H117ZM124 202H125V201H124ZM124 202H123V203H124ZM173 202H174V201H173ZM176 202H177V201H176ZM202 202H203V201H202ZM208 202H209V201H208ZM239 202H240V201H238V203H239ZM130 203H131V202H130ZM163 203H165V202H163ZM170 203H171V202H170ZM195 203H197V202H195ZM209 203H210V202H209ZM212 203H213V202H212ZM222 203H223V202H222ZM261 203H262V202H261ZM117 204H119V203H117ZM144 204H145V203H144ZM166 204H167V203H166ZM174 204H175V203H174ZM189 204H190V203H189ZM200 204H201V203H200ZM119 205H120V204H119ZM123 205H124V204H123ZM123 205H122V206H123ZM129 205H130V204H129ZM138 205H139V204H138ZM142 205H143V204H142ZM167 205H168V204H167ZM183 205H184V204H183ZM192 205H193V204H192ZM120 206H121V205H120ZM125 206H126V205H125ZM127 206H128V205H127ZM131 206H132V204H131ZM136 206H137V205H136ZM146 206H147V204H146ZM168 206H171V205L169 204ZM176 206H177V205H176ZM179 206H180V205H179ZM197 206H198V205H197ZM202 206H203V205H202ZM217 206H218V205H217ZM225 206H226V204H225ZM245 206H246V205H245ZM250 206H251V205H250ZM1 207H2V206H1ZM81 207H83V208H85V209H88V208H89V209H91V210H94V209H95L93 206L90 205V203L88 202V200H85V199H82V201H81ZM128 207H129V206H128ZM140 207H142V206H140ZM164 207H165V206H164ZM174 207H175V206H174ZM189 207H190V206H189ZM235 207H236V206H235ZM255 207H256V206H255ZM118 208H119V207H118ZM125 208H126V207H125ZM131 208H132V207H131ZM131 208H130V209H131ZM136 208H137V207H136ZM142 208H143V207H142ZM148 208H149V207H148ZM153 208H154V206H153ZM162 208H163V207H162ZM171 208H172V206H171ZM175 208H176V207H175ZM175 208H173V209H175ZM213 208H215V207H213ZM224 208H225V207H224ZM241 208H242V207H241ZM0 209H1V208H0ZM126 209H127V208H126ZM168 209H170V208H168ZM180 209H181V208H180ZM194 209H195V208H194ZM197 209H198V208H197ZM3 210H4V209H3ZM67 210H68V209H67ZM121 210H122V209H121ZM140 210H141V209H140ZM181 210H182V209H181ZM190 210H191V209H190ZM212 210H213V209H212ZM225 210H226V209H225ZM94 211H95V210H94ZM112 211H113V209H112ZM125 211H126V210H125ZM133 211H134V210H133ZM175 211H177V210H175ZM182 211H184V209H183ZM195 211H196V210H195ZM2 212H3V211H2ZM128 212H129V211H128ZM140 212H141V211H140ZM143 212H144V211H143ZM151 212H152V211H151ZM218 212H219V211H218ZM234 212H235V211H234ZM262 212H263V211H262ZM6 213H7V212H6ZM116 213H117V212H116ZM123 213H124V211H123ZM183 213H185V212H183ZM214 213H215V210H214ZM222 213H223V212H222ZM255 213H256V212H255ZM7 214H8V213H7ZM125 214H126V213H125ZM129 214H130V213H129ZM135 214H136V213H135ZM141 214H142V212H141ZM144 214H145V213H144ZM162 214H163V213H162ZM162 214H160V215L162 216ZM170 214H171V213H170ZM175 214H177V213H175ZM234 214H235V213H234ZM237 214H238V213H237ZM240 214H241V213H240ZM126 215H127V214H126ZM179 215H180V214H179ZM191 215H192V214H191ZM196 215H197V214H196ZM208 215H209V213H208ZM216 215H217V214H216ZM216 215H215V216H216ZM5 216H6V215H5ZM8 216H9V215H8ZM57 216H58V215H57ZM127 216H128V215H127ZM134 216H135V215H134ZM171 216H172V215H171ZM193 216H194V215H193ZM201 216H202V215H201ZM215 216H214V217H215ZM219 216H220V215H219ZM226 216H227V215H226ZM114 217H115V216H114ZM138 217H139V216H138ZM138 217H137V218H138ZM143 217H144V216H143ZM149 217H150V216H149ZM172 217H173V216H172ZM172 217H171V218H172ZM210 217H211V216H210ZM220 217H221V216H220ZM111 218H112V217H111ZM119 218H120V217H119ZM153 218H154V217H153ZM175 218H176V217H175ZM191 218H192V217H191ZM195 218H196V217H195ZM200 218H201V217H200ZM200 218H199V219H200ZM218 218H219V217H218ZM235 218H236V217H235ZM238 218H239V217H237V219H238ZM117 219H118V218H117ZM128 219H129V218H128ZM161 219H162V218H161ZM176 219H177V218H176ZM193 219H194V218H193ZM219 219H220V218H219ZM227 219H228V218H227ZM248 219H249V217H248ZM114 220H115V219H114ZM119 220H120V219H119ZM154 220H156V219H154ZM183 220H184V219H183ZM183 220H182V221H183ZM185 220H186V219H185ZM191 220H192V219H191ZM196 220H197V219H196ZM207 220H208V219H207ZM231 220H232V219H231ZM259 220H260V219H259ZM12 221H13V220H12ZM58 221H59V220H58ZM122 221H124V220H122ZM134 221H135V220H134ZM138 221H139V219H138ZM146 221H147V220H146ZM170 221H171V220H170ZM193 221H194V220H193ZM193 221H192V222H193ZM209 221H210V220H209ZM209 221H208V222H209ZM224 221H225V219H224ZM62 222H63V221H61V223H62ZM111 222H113V221H111ZM129 222H130V220H129ZM131 222H132V221H131ZM199 222H200V221H199ZM172 223H173V222H172ZM184 223H185V222H184ZM196 223H197V222H196ZM196 223H194V224H196ZM213 223H214V222H213ZM223 223H227V222L225 221V222H223ZM156 224H157V223H156ZM175 224H176V223H175ZM200 224H201V223H200ZM172 225H173V224H172ZM184 225H185V224H184ZM192 225H193V224H192ZM208 225H209V224H208ZM229 225H230V224H229ZM262 225H263V224H262ZM153 226H154V225H153ZM169 226H170V225H169ZM176 226H177V225H176ZM202 226H203V225H202ZM234 226H235V225H234ZM249 226H250V225H249ZM108 227H109V226H108ZM144 227H145V225L143 226V228H144ZM150 227H151V226H150ZM162 227H163V226H162ZM177 227H178V226H177ZM190 227H191V226H190ZM194 227H195V225H194ZM215 227H216V226H215ZM223 227H225V226H223ZM163 228H164V227H163ZM163 228H162V229H163ZM199 228H200V227H199ZM220 228H221V227H220ZM249 228H250V227H249ZM110 229H111V228H110ZM114 229H115V228H114ZM170 229H171V228H170ZM172 229H174V228H172ZM194 229H195V228H194ZM115 230H116V229H115ZM115 230H114V231H115ZM120 230H121V229H120ZM120 230H119V232H120ZM176 230H177V229H176ZM213 230H214V229H213ZM216 230H217V229H216ZM0 231H1V230H0ZM166 231H167V229H166ZM174 231H175V230H174ZM181 231H182V230H181ZM184 231H185V230H184ZM226 231H227V230H226ZM232 231H233V230H232ZM236 231H237V230H236ZM236 231H235V232H236ZM259 231H260V229H259ZM18 232H19V231H18ZM27 232H29V231H27ZM111 232H112V231H111ZM123 232H124V231H123ZM134 232H136V231H134ZM153 232H154V231H153ZM168 232H170V230H169ZM168 232H167V233H168ZM198 232H199V229H198ZM227 232H228V231H227ZM5 233H6V232H5ZM15 233H16V232H15ZM183 233H184V232H183ZM189 233H190V232H189ZM199 233H200V232H199ZM238 233H239V232H238ZM241 233H242V232H241ZM2 234H3V233H2ZM29 234H30V233H29ZM37 234H38V233H37ZM109 234H111V233H109ZM152 234H153V233H152ZM155 234H156V233H155ZM251 234H252V233H251ZM6 235H7V234H6ZM38 235H39V234H38ZM111 235H112V234H111ZM168 235H169V234H168ZM182 235H183V234H182ZM194 235H195V234H194ZM201 235H202V234H201ZM226 235H228V234H226ZM239 235H240V234H238V236H239ZM252 235H254V234H252ZM262 235H263V233H262ZM29 236H30V235H29ZM130 236H131V235H130ZM190 236H191V235H190ZM196 236H197V235H196ZM207 236H208V235H207ZM210 236H212V235H210ZM1 237H2V235H1ZM35 237H36V236H35ZM110 237H111V236H110ZM163 237H164V236H163ZM180 237H181V236H180ZM197 237H198V236H197ZM212 237H213V236H212ZM236 237H237V236H236ZM236 237H235V238H236ZM250 237H252V236H250ZM254 237H255V236H254ZM120 238L122 239V237H120ZM137 238H138V237H137ZM140 238H141V236H140ZM157 238H158V237H157ZM184 238H186V237H184ZM192 238H193V237H192ZM210 238H211V237H210ZM226 238H227V236H226ZM231 238H232V237H231ZM257 238H258V237H257ZM0 239H1V238H0ZM7 239H8V238H7ZM154 239H155V238H154ZM247 239H248V238H247ZM9 240H10V239H9ZM143 240H144V239H143ZM156 240H157V239H156ZM160 240H162V239H160ZM164 240H165V239H164ZM164 240H163V241H164ZM176 240H177V239H176ZM184 240H185V239H184ZM190 240H191V239H190ZM202 240H203V239H202ZM207 240H208V239H207ZM212 240H213V239H212ZM232 240H233V239H231V241H232ZM241 240H242V239H241ZM262 240H263V239H262ZM12 241H13V240H12ZM14 241H16V240H14ZM14 241H13V242H14ZM18 241H19V240H18ZM139 241H140V240H139ZM153 241L156 242L155 240H153ZM192 241H193V240H192ZM192 241H190V242L192 243ZM200 241H201V239H200ZM231 241H230V242H231ZM263 241H264V240H263ZM6 242H7V240H6L5 242H3V243H6ZM8 242H9V241H8ZM13 242H11V244H12ZM151 242H152V241H151ZM164 242H165V241H164ZM176 242H177V241H176ZM182 242H183V241H182ZM186 242H187V241H186ZM208 242H209V241H208ZM208 242H207V243H208ZM222 242H223V241H222ZM234 242H235V241H234ZM236 242H237V241H236ZM236 242H235V243H236ZM240 242H241V241H240ZM252 242H253V241H252ZM3 243H2V244H3ZM16 243H18V242H16ZM106 243H108V242H106ZM170 243H171V242H170ZM173 243H174V242H173ZM8 244H9V243H8ZM149 244H151V243H149ZM159 244H160V243H159ZM166 244H167V243H166ZM171 244H172V243H171ZM174 244H175V243H174ZM218 244H219V243H218ZM232 244H233V243H232ZM236 244H237V243H236ZM257 244H258V243H257ZM28 245H29V244H28ZM36 245H37V244H36ZM141 245H142V244H141ZM162 245L164 246V244H162ZM185 245H186V244H185ZM194 245H196V243H195ZM206 245H207V244H206ZM238 245H239V244H238ZM243 245H244V244H243ZM262 245H263V244H262ZM262 245H261V246H262ZM3 246H4V245H3ZM25 246H26V245H25ZM145 246H146V245H145ZM151 246H153V245H151ZM170 246H172V245H170ZM203 246H204V245H203ZM215 246H216V245H215ZM228 246H229V245H228ZM230 246H231V245H230ZM239 246H240V245H239ZM13 247H14V246H13ZM16 247H17V246H16ZM108 247H109V246H108ZM146 247H147V246H146ZM165 247H166V246H165ZM187 247H188V246H187ZM196 247H197V246H196ZM206 247H207V246H206ZM240 247H241V246H240ZM243 247H245V246H243ZM258 247H259V246H258ZM3 248H4V247H3ZM10 248H11V247H10ZM115 248H116V247H115ZM119 248H120V247H119ZM119 248H117V249H119ZM155 248H156V247H155ZM158 248H160V245H159ZM179 248H180V247H179ZM179 248H178V249H179ZM212 248H213V247H212ZM218 248H219V247H218ZM228 248H229V247H228ZM241 248H242V247H241ZM254 248H255V246H254ZM13 249H14V248H13ZM23 249H24V247H23ZM142 249H144V248H142ZM150 249H151V248H150ZM181 249H182V248H181ZM188 249H189V248H188ZM219 249H220V248H219ZM234 249H235V248H234ZM242 249H243V248H242ZM9 250H10V249H9ZM124 250H125V249H124ZM147 250H148V249H147ZM162 250H163V249H162ZM182 250H183V249H182ZM192 250H193V248H192ZM199 250H200V249H199ZM3 251H4V250H3ZM31 251H32V250H31ZM31 251H30V252H31ZM172 251H174V250H172ZM178 251H179V250H178ZM193 251H194V250H193ZM196 251H197V250H196ZM206 251H207V250H206ZM222 251H223V250H222ZM34 252H35V251H34ZM103 252H104V251H103ZM121 252H122V251H121ZM144 252H145V251H144ZM154 252H155V251H154ZM157 252H158V251H157ZM168 252H169V251H168ZM190 252H191V251H190ZM240 252H241V251H240ZM240 252H239V253H240ZM12 253H13V252H12ZM26 253H27V252H26ZM37 253H38V251H37ZM178 253H179V252H178ZM203 253H204V251H203ZM219 253H220V252H219ZM229 253H230V252H229ZM137 254H138V253H137ZM141 254H142V252H141ZM147 254H148V253H147ZM193 254H194V253H193ZM204 254H206V253H204ZM223 254H224V253H223ZM227 254H228V253H227ZM234 254H235V253H234ZM234 254H233V255H234ZM4 255H5V253H4ZM121 255H122V254H121ZM127 255H128V254H127ZM168 255H169V254H168ZM196 255H197V254H195V256H196ZM12 256H13V255H12ZM31 256H32V255H31ZM31 256H30V257H31ZM117 256H118V255H117ZM160 256H161V255H160ZM181 256H182V255H181ZM186 256L188 257V255H186ZM193 256H194V255H193ZM207 256H208V255H207ZM227 256H228V255H227ZM230 256H231V255H230ZM236 256H237V255H236ZM119 257H120V256H119ZM123 257H124V256H123ZM130 257H131V256H130ZM130 257H129V258H130ZM144 257H145V256H144ZM164 257H165V256H163L162 259H163ZM168 257H169V256H168ZM176 257H177V256H176ZM187 257H186V258H187ZM190 257H192V256H190ZM201 257H203V254H202ZM218 257H219V256H218ZM9 258H10V257H9ZM17 258H18V257H17ZM100 258H101V257H100ZM138 258H139V257H138ZM150 258H151V257H150ZM159 258H161V257H159ZM181 258H182V257H181ZM196 258H197V256H196ZM208 258H209V257H208ZM219 258H220V257H219ZM262 258H263V257H262ZM21 259H22V258H21ZM40 259H41V258H40ZM106 259H107V258H106ZM130 259H132V258H130ZM156 259H157V258H156ZM177 259H178V258H177ZM177 259H176V260H177ZM238 259H240V258H238ZM241 259H242V258H241ZM257 259H258V258H257ZM257 259H256V260H257ZM65 260H66V259H65ZM104 260H105V259H104ZM136 260H137V259H136ZM164 260H166V259H164ZM179 260H180V259H179ZM181 260H182V259H181ZM206 260H207V258H206ZM43 261H44V260H43ZM105 261H106V260H105ZM172 261H173V260H172ZM201 261H202V260H201ZM261 261H262V260H261ZM263 261H264V260H263ZM20 262H21V261H20ZM22 262H24V261H22ZM152 262H153V261H152ZM155 262H157V261H155ZM170 262H171V261H170ZM196 262H197V261H196ZM203 262H204V261H203ZM24 263H25V262H24ZM104 263H106V262H104ZM135 263H136V262H135ZM150 263H151V262H150ZM164 263H165V262H164ZM223 263H224V262H223ZM225 263H227V262H225ZM230 263H231V262H230ZM19 264H20V263H19ZM25 264H26V263H25ZM36 264H37V263H36ZM109 264H110V263H109ZM133 264H134V263H133ZM145 264H146V263H145ZM154 264H155V263H154ZM157 264H158V263H157ZM160 264H161V263H160ZM231 264H232V263H231Z\"/></svg>",
    "mask_w": 264,
    "mask_h": 264
}]
</instances>
